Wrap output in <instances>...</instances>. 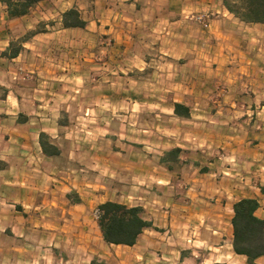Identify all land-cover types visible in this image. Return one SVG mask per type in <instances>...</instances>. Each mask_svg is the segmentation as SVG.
I'll return each mask as SVG.
<instances>
[{
	"label": "crops",
	"instance_id": "1",
	"mask_svg": "<svg viewBox=\"0 0 264 264\" xmlns=\"http://www.w3.org/2000/svg\"><path fill=\"white\" fill-rule=\"evenodd\" d=\"M157 2L137 8V0H42L32 8L34 18L28 13L12 19L0 2V160L6 163L0 168V264H86V260L98 264L96 256H101L103 244L113 248L121 259L120 264H190L199 253L183 247L186 240L191 242L188 246H204V252L210 255L221 252V257L212 262L250 264L244 255L233 252L231 218L233 203L252 197L259 203L255 214L264 220V58L259 54L248 57L246 53L249 41L246 32L263 28L264 23L242 22L226 9L223 0H206L208 8L213 10L209 29L196 34L190 28L181 39L190 41L189 44L186 41L185 48V52H191L190 56L184 59L183 53L176 55L166 48V56L162 58L168 60L162 65L170 69L163 67L159 76L168 87H162L163 104H168L165 119L171 124L163 122L164 127L159 126L156 145L149 142L160 150L158 155L150 156V159L156 156L157 164L145 154L142 159L138 156L140 164H128L122 169L120 164L130 160L129 155L124 154L122 160L117 157L120 163L115 162L118 150L112 147L108 153L113 158L110 165L105 166L107 156L97 153L93 172L95 181L101 182L108 175L112 190L119 185L117 181L121 177L127 176L125 194L103 198L99 203L114 200L139 204L153 227L144 229L131 246L105 243L96 227L94 243L99 249L96 246L89 252L91 238L84 231L86 203L80 193L92 185L82 180L87 169L78 168L73 180L80 183L72 185L64 176L65 171L56 166V156L43 153L39 134L45 132L56 137L48 133L49 127L57 124V118L54 121L52 118V103H39L41 99L33 95L39 102L27 109L22 94L13 85L28 75L39 81L34 91L50 93L39 87L52 83L49 81L54 77L50 74L58 65L55 49H63L70 41L54 40V32L46 30L23 42L17 56L8 58L1 54L10 42L7 23L10 30L13 24L24 23V28L16 29L22 34L33 29L42 16L49 19L48 14L50 18L57 17L58 33H81L91 29V22L83 28L64 27L60 20L64 11L76 8L84 20H88L86 15L120 17L125 7L133 4L132 11L166 17L173 14L168 3L178 5L181 0ZM29 17L30 22L26 21ZM100 21L97 18L95 24ZM179 21L171 23L179 24ZM160 32L167 47L166 26ZM236 34L238 55H232ZM74 42L80 47L85 45L81 39ZM198 42L201 45L197 47ZM260 45L256 43L254 47L260 50ZM219 47L223 50L218 55H203L204 49ZM252 65L257 70L252 71ZM44 71L45 76L41 75ZM38 76L44 80L37 79ZM202 81L204 84L200 86ZM175 103L184 105L189 115L175 114ZM176 147L181 152L173 169L158 164L166 150ZM216 147L224 150L217 159L210 157L212 148ZM145 148L149 147L143 145L142 149ZM71 186L76 189L72 191ZM103 187L94 184L96 190ZM155 190L159 192L154 194L157 199L150 201L148 193ZM252 264H264V255Z\"/></svg>",
	"mask_w": 264,
	"mask_h": 264
},
{
	"label": "rangeland",
	"instance_id": "2",
	"mask_svg": "<svg viewBox=\"0 0 264 264\" xmlns=\"http://www.w3.org/2000/svg\"><path fill=\"white\" fill-rule=\"evenodd\" d=\"M157 3V0H137V8H144L148 4L153 6ZM167 7L173 8V14L166 17L165 15H148L142 10L132 11L133 4L131 7H125L124 13L120 17L86 15L88 20L85 21L91 22V29H86V32L77 31L65 35L58 33L59 27L55 23L57 17L50 18L48 14L46 17L49 19L42 16V20H39L33 29H26L22 34L16 32V29L24 28V23L13 24L11 26L13 32L8 28L10 24H6L10 42L13 41L16 44L22 37H26L27 40L32 39L39 32L33 35L30 32L38 28L42 30L40 32L46 30L54 32L52 38L54 40L70 41L63 49H55V64L58 63V65L53 67L54 72L50 74L54 77L49 81L52 83H49L47 87V84L43 83L39 87L42 90L46 88L50 93L34 91L33 88L39 81H35L34 77H28V75H25V79H19L18 84L14 82L13 85L17 86L18 92L22 94L23 105L27 109L34 102H39L33 95L41 99L39 103H52V118L53 121L55 117L57 118V124H52L48 133H52L56 137L47 135L59 149L55 164L65 171L64 176L69 178L71 184L80 183L76 180L77 184H75L73 180V174L79 167L87 169L82 180L92 185L81 189L80 193L86 203L84 231L88 238H91L88 243V252L94 250L96 246L99 249L98 245L94 243V235H97L94 229L98 228L96 207L100 204L99 201L106 197L125 194L124 186L129 183L127 182L128 177L123 176L117 181L119 185H116L115 190H112L113 186L108 175L104 176L105 181H95L96 176L93 175V172L96 171L94 168L96 154L107 156L105 163L107 167L113 159L108 155L112 152V147L113 150H118L114 156L115 162L122 160L124 154L128 153L127 158L130 160L120 164L122 169L128 164H140L138 156H141L142 159L145 154H148L149 157L146 158L150 159L151 155H158L160 151L158 147L150 146L149 142H154L156 145L159 142L160 125L164 127L163 122L171 124L165 119V116L168 115L165 109L167 103L163 104L165 94L162 87H168H165V81L160 80L159 76L162 68H166L162 63L168 60L163 59L166 56L164 52L167 48L168 52L176 55L183 53L184 59H186L191 52H185L186 41L188 44L190 41L183 42L181 40L185 31L193 29L196 34L207 32L210 20L213 18V10L208 8L206 0H181L178 5L174 2L168 3ZM31 11L33 9L29 13ZM33 15L35 14H32L34 18ZM97 18H100L102 23L100 21L95 24ZM165 18L167 21H163ZM178 19H180L179 24L171 23ZM26 21L30 22V17ZM186 24H188L187 28L184 27ZM52 25L53 27H51ZM164 26L167 31V47L160 32ZM236 29L239 30L238 27ZM246 33L249 40L247 56L253 57L259 54L264 58V27L253 28ZM237 34L235 36L236 48L232 51V55H238ZM80 39L85 41L84 46L80 47L74 42H78ZM256 43H261L260 50L254 47ZM199 45H201L200 42L195 44L197 47ZM201 48L203 49V47ZM222 50L220 47L217 50L204 49L203 55H218ZM251 67L252 71L257 70L255 65ZM167 68L170 69L169 66ZM41 75L45 76L46 72H42ZM39 78L44 80L43 77L38 76L37 79ZM203 84L204 81L200 83V86ZM10 88L15 89L12 85ZM45 112L46 110L43 109V113ZM49 117L51 118V115ZM143 145L149 148L142 149ZM223 152L224 150L219 147L212 148L210 157L217 159L222 156ZM152 159H150L151 162L157 164L156 156ZM201 159L204 161L203 158ZM95 183L102 184L104 187L96 190ZM71 188L72 191L76 189L72 186ZM154 192L148 193L150 201L156 198L154 194L159 193L158 190ZM188 242L190 240H186L182 246L188 250L196 249L199 253L190 264H212L214 259L221 257L219 255L221 252L210 255L204 252V246L198 244L188 246L187 244H191ZM227 249L226 245V251ZM101 253V256H96L98 264H118L121 260L115 255L113 248L107 247L105 244H103ZM232 260L229 258V261ZM86 261V264H89L88 260ZM71 263L73 264V262Z\"/></svg>",
	"mask_w": 264,
	"mask_h": 264
},
{
	"label": "trees",
	"instance_id": "3",
	"mask_svg": "<svg viewBox=\"0 0 264 264\" xmlns=\"http://www.w3.org/2000/svg\"><path fill=\"white\" fill-rule=\"evenodd\" d=\"M42 0H0L5 5L8 18H18L26 15ZM226 9L236 18L245 23H264V0H223ZM64 27L86 26L87 22L80 16L78 9L70 8L61 14ZM42 31L36 29L30 32L35 34ZM27 41L22 37L18 44L11 41L2 55L13 58ZM174 113L187 117L188 109L181 103H175ZM39 143L44 154L56 156L59 153L57 145L49 140L45 132L39 134ZM181 149L171 148L160 157L159 164L173 169L178 160ZM6 163L0 160V168ZM258 200L252 197H243L233 203L231 224L233 228L232 249L236 254L244 255L247 262L252 264L258 257L264 255V220L255 214ZM96 224L103 241L107 244L133 245L144 229L153 227L152 222L145 217L143 206L129 205L123 202L106 200L96 207ZM212 264H235L213 262Z\"/></svg>",
	"mask_w": 264,
	"mask_h": 264
}]
</instances>
